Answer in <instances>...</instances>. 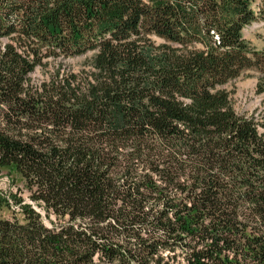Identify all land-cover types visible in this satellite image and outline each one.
I'll use <instances>...</instances> for the list:
<instances>
[{
  "label": "trees",
  "instance_id": "16d2710c",
  "mask_svg": "<svg viewBox=\"0 0 264 264\" xmlns=\"http://www.w3.org/2000/svg\"><path fill=\"white\" fill-rule=\"evenodd\" d=\"M251 4L0 0V168L58 221L20 201L0 264H264V134L225 88L264 93Z\"/></svg>",
  "mask_w": 264,
  "mask_h": 264
},
{
  "label": "rangeland",
  "instance_id": "374dc122",
  "mask_svg": "<svg viewBox=\"0 0 264 264\" xmlns=\"http://www.w3.org/2000/svg\"><path fill=\"white\" fill-rule=\"evenodd\" d=\"M254 13L258 21L244 29V39L250 47L264 53V20L260 17L264 9V0H251ZM157 44L161 40L154 39ZM85 60L63 62V68L79 73L85 68ZM58 64L53 59L45 61L42 68H38L32 75L34 83L42 84L52 79ZM260 75L250 72L240 79L229 83L225 88L231 95L232 104L236 112L246 118L254 119L259 131L264 134V93L259 92ZM31 205L43 217L47 227H53L58 221L53 215H48L42 208L31 201L30 194L25 187V181L13 168H0V220L24 222L18 203Z\"/></svg>",
  "mask_w": 264,
  "mask_h": 264
}]
</instances>
